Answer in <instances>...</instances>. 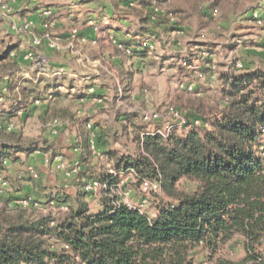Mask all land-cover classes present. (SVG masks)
Returning <instances> with one entry per match:
<instances>
[{
	"label": "rangeland",
	"instance_id": "obj_1",
	"mask_svg": "<svg viewBox=\"0 0 264 264\" xmlns=\"http://www.w3.org/2000/svg\"><path fill=\"white\" fill-rule=\"evenodd\" d=\"M105 1L32 0L35 7L37 4L42 8L43 17L37 22L32 19L35 27L29 34L15 30V26L23 23H19L15 12L30 5L29 1L2 0L9 10L4 9L7 17L0 25V52L8 44L15 43L23 44L21 49L24 52L19 57L18 67L7 70L0 64V95L4 96L0 102V122L4 120L2 113L9 105L18 103L19 99L25 100L28 105L20 109L21 114L5 121L13 125L20 138L13 142H19L33 152H19L20 158L8 160L6 167L0 169V214H17L24 210L33 216L50 214L60 221L72 209L79 208L82 205L80 201L86 202L90 211H97L102 192L87 193L80 199L78 195L83 194L84 183L110 173V169L116 170L118 162L138 158L143 151L139 141L142 130L166 131V121L176 122L170 115V107L189 119L201 118L206 125L200 130L210 129L209 121L226 106L220 76L230 70L232 61H244L245 67L238 70L239 73L264 69V26L250 19L254 15L251 10L264 5V0H170L164 5L155 4L153 10L156 15L167 9H179L181 22L177 29L156 23L147 25L151 34L145 33L138 38L150 39L154 49L145 58L132 55L111 43V35L122 40L134 37L138 29L135 20H125L116 34L110 35L100 29V18L103 16L116 20L105 10ZM50 6L55 11L52 9V14H45ZM259 9L257 13L263 17L264 12ZM43 19L51 24L48 28L51 38L59 41L61 47L55 49L43 43L36 53L31 35L43 34ZM176 19L171 23H175ZM92 21L95 22L91 24ZM91 28L96 37H88V29ZM72 29L79 30L77 37H70ZM129 30L131 35L128 37L126 32ZM99 35H106L102 43L98 41ZM234 35H243V38L233 42ZM231 43L237 44L235 51L229 47ZM205 45L212 48V54L202 51ZM42 59L46 60L44 65L39 64ZM189 61L192 63L190 67L187 64ZM199 64L207 72H190ZM65 78L69 79L64 82ZM57 80L59 84L56 88L59 87L66 97H49L46 88ZM23 88L32 94H21ZM39 94L44 97L41 101L36 99ZM34 100L39 102L33 103ZM154 111L163 113L165 118L161 121L145 119L146 113ZM53 120L60 122L56 136L50 129ZM88 121L96 125L98 145L105 151L102 159L89 152L86 142L88 131L83 128V123ZM175 129L179 135L186 134L183 125H176ZM2 138L10 140L6 132L0 134ZM40 148L45 150H36ZM108 151H114L115 157L111 158ZM36 152L31 158L27 157ZM56 157V161L65 164V170L56 168ZM76 160L82 162L81 167L69 174L75 168ZM29 167L39 173L38 178L33 177ZM116 179L119 181L113 193L120 201L128 200L139 206L143 204L144 212L152 218L157 206L163 200L168 201L164 194L144 192L139 178L130 169L121 174L118 172ZM181 185L187 190L195 188L193 182L185 180ZM55 195L69 199L70 209L62 210V203L57 200L55 205H51L50 198ZM24 198L31 203L39 201L41 206H25L21 202ZM209 253L201 245L192 255L199 264H210ZM219 254L243 258V238L236 236L220 249Z\"/></svg>",
	"mask_w": 264,
	"mask_h": 264
},
{
	"label": "trees",
	"instance_id": "obj_2",
	"mask_svg": "<svg viewBox=\"0 0 264 264\" xmlns=\"http://www.w3.org/2000/svg\"><path fill=\"white\" fill-rule=\"evenodd\" d=\"M110 1L116 19H131L140 25L134 37L123 40L132 55L145 58L151 52L139 48L138 36L149 33L147 25L179 28V9L164 10L161 15L153 10L155 4L170 0ZM259 8L264 12V5ZM26 13L17 12L24 18ZM174 19L177 21L171 23ZM250 19L264 26V16L261 22L254 15ZM242 38L234 35L232 41ZM229 47L235 51L237 44ZM211 50L208 45L202 47L203 52L212 54ZM20 56L18 45L8 44L0 52V64L7 70L14 69ZM234 61L220 76L227 102L209 121L210 129L179 135L174 128L168 138L142 130L139 141L143 151L139 157L118 162L119 174L134 169L139 178H161L168 201L157 206L155 217L137 207L115 205L118 197L113 190L119 180L108 173L101 176L106 187L101 190L97 211H90L86 202L80 201L82 205L60 221L50 214L33 216L24 210L0 214V264H199L192 252L201 245L210 252V264H264V69L239 73ZM187 64L192 66L191 61ZM190 70L207 72L201 64ZM46 91L49 97L67 96L52 84ZM20 93L32 94L25 88ZM36 99L44 97L39 94ZM27 105L20 99L3 111V122ZM4 132L10 140L0 139V169L6 167L5 160L20 158L19 152H33L13 142L20 140L14 130H0V134ZM86 142L89 148L88 135ZM108 154L115 157L114 151ZM184 180L193 182L195 188H183ZM85 194L84 190L78 198ZM50 200L70 209L66 197L55 195ZM236 236L243 238L245 256L235 259L219 254Z\"/></svg>",
	"mask_w": 264,
	"mask_h": 264
},
{
	"label": "built area",
	"instance_id": "obj_3",
	"mask_svg": "<svg viewBox=\"0 0 264 264\" xmlns=\"http://www.w3.org/2000/svg\"><path fill=\"white\" fill-rule=\"evenodd\" d=\"M11 8V7H10ZM9 10L8 7H6L2 0H0V21L3 20L5 17H7L6 15V10ZM52 9H48L45 14H52ZM214 14H216V11L214 12ZM254 16L259 18V22H261L260 20V16L258 15V13H254ZM100 26H101V30L106 29L107 27L112 25V21L110 18H108L107 16H103L102 18H100ZM95 21H92V23H94ZM50 23L46 20L43 19V26H44V32L41 36H37L36 34L31 35L32 36V44L35 47L36 53L38 52V47L40 48L43 43H47L51 48H55V49H60L61 45L59 43V41H56L55 39L51 38V34L48 30V28L50 27ZM137 27H140V25L137 23L136 24ZM35 27V23L32 19H27L26 21H24L21 25H17L15 26V30L18 33H24V32H29V34H32V29ZM100 30V31H101ZM131 30L126 32V36H130L131 35ZM70 37H77L79 35V30L78 29H72L69 33ZM111 39V43H113L114 45L118 46L119 48L125 49V51H127L128 53H132L131 48H129L124 41L116 36V35H111L110 36ZM140 49L142 48H149V50L154 49V44L150 39H146V40H141ZM31 57H33V53L30 54ZM46 60H41L39 62V64H43ZM235 66L237 69H242L245 66V63L242 59H235L234 61ZM46 64V63H45ZM4 99L3 95H0V102ZM20 101V99H19ZM36 103L39 102V100H35ZM170 115L172 116V118H174V121H176L175 123H171L169 121H166L164 123L165 127H166V131H161L160 129H156L155 132L162 134L165 138H168L170 133L172 132V130L175 128L176 125H183L186 127V134H188L190 131L197 129L200 130V127H204V125H206V123H204V121L199 118V117H194V118H187L185 117V115H183L182 113H180L179 110H177L174 107H170L169 109ZM19 114H21V110L18 111ZM3 115V113H2ZM145 119H152V120H157V121H161V119H164V114L159 112V111H154L151 114H145L144 115ZM50 129H51V133L53 134V136H56L60 130V122L59 120H53L50 123ZM85 127L88 131V144H89V150L90 153L92 154V156H94L95 158L98 159H102L105 156V151H103L100 146L98 145V132L96 131V127L95 125L91 122L88 121L85 124ZM7 130V131H13V125L8 123V122H0V130ZM202 131V130H200ZM263 131H264V127H263ZM185 134V135H186ZM57 157L55 159V164H56V168L57 169H62L65 170V164L62 161H56ZM8 160L4 161V164L7 165ZM75 164V168L73 169V171H70L69 174L73 173V172H77V170L81 167L82 162L80 160H76L74 162ZM29 171L31 172V174L33 175V177L38 178L39 177V173L33 168V167H29ZM131 171L134 173L135 176L138 177V174L135 172L134 169H131ZM110 173L117 175L118 172H116L115 168L110 169ZM139 178V177H138ZM140 183H141V188L144 192H149V191H154L158 194H163V188H162V180L161 178H139ZM106 187V182L103 178L101 177H96L94 179H92L91 181H89L88 183L85 184L84 186V190L86 191V193H97L98 191H101L102 189H104ZM32 200V199H31ZM25 206L31 205L33 204L34 207L38 208L39 206H41V202L39 201H32L29 202L27 200V198H24L21 201ZM51 205H55L56 201L55 200H50L49 201ZM120 203L126 204L130 207H137L138 209L141 210V212L145 213L143 210V204L142 205H138V204H134L129 202L128 200L125 201H120V199L118 198L117 201L115 202V205H119ZM61 209L67 211L68 210V206L65 204H61Z\"/></svg>",
	"mask_w": 264,
	"mask_h": 264
},
{
	"label": "crops",
	"instance_id": "obj_4",
	"mask_svg": "<svg viewBox=\"0 0 264 264\" xmlns=\"http://www.w3.org/2000/svg\"><path fill=\"white\" fill-rule=\"evenodd\" d=\"M29 1V3H30V5H25V6H23L22 8H20V9H17V11L15 12L16 14H15V16H16V18H17V20H19V23H20V21L21 22H24V21H26L27 19H33L35 22H37V21H41L42 20V17H43V15L41 14L42 13V8L41 7H39V5H37L36 4V7H35V5H33V2H32V0H28ZM104 4H106L105 6V10L106 11H109L110 12V14H111V16L113 17V12H114V7H113V5H112V3H111V1H109V0H107V1H105L104 2ZM49 9H53L54 11H55V8L52 6H50V8ZM23 10H29L30 12H27L26 14V17L24 18L23 16L22 17H20L18 14H17V12H22ZM79 12H82V10H79ZM119 21V22H118ZM124 22H126L125 20H121V19H116V20H112V25L110 26V28L109 29H104L105 30V32H107L108 34H116V33H118L119 31L117 30L118 28H122V26H123V23ZM2 23H0V25H1ZM38 25H40V22H39V24ZM40 27H37V29H39ZM85 31H87V29H85ZM88 33H90L89 35H88V37H96V35H95V31L91 28V29H88V32H87V34ZM99 34V33H98ZM101 34V33H100ZM106 34V33H105ZM148 34H151V33H147L146 35H148ZM104 37H102V35L100 36H98L97 38H98V41L100 42V43H102V39L103 38H105V36L106 35H103ZM16 44V43H15ZM23 46V44H19L18 45V50L19 51H21V55H22V52H24V49H21V48H23L22 47ZM213 68V67H212ZM57 75H60V74H57ZM215 75L213 74V76L212 77H214ZM69 78H65L64 80V82H66V80H68ZM59 81L57 80V82H55V84L54 85H56V84H59L58 83ZM87 86V85H86ZM64 87V86H63ZM87 88V87H86ZM46 92V91H45ZM87 94H89L88 92H87ZM12 105H9V107H7L5 110H9V108L11 107ZM91 120V119H90ZM85 122V121H84ZM83 128H84V130H86L87 131V129H86V127H85V123H83ZM37 154V152L35 153V154H31V155H27V157L28 158H31L32 156H34V155H36ZM41 156H44V154H42ZM37 190H38V187L36 188Z\"/></svg>",
	"mask_w": 264,
	"mask_h": 264
}]
</instances>
